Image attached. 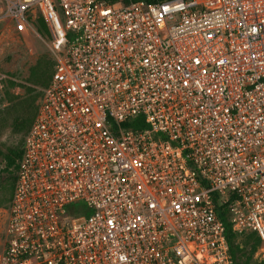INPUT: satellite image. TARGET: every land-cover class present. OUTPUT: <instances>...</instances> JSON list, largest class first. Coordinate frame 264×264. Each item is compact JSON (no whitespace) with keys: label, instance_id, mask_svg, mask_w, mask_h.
<instances>
[{"label":"built area","instance_id":"1","mask_svg":"<svg viewBox=\"0 0 264 264\" xmlns=\"http://www.w3.org/2000/svg\"><path fill=\"white\" fill-rule=\"evenodd\" d=\"M32 12L55 64L0 264H233L220 206L264 243V0H0Z\"/></svg>","mask_w":264,"mask_h":264},{"label":"trees","instance_id":"2","mask_svg":"<svg viewBox=\"0 0 264 264\" xmlns=\"http://www.w3.org/2000/svg\"><path fill=\"white\" fill-rule=\"evenodd\" d=\"M33 22L42 36L51 38L47 25L39 13H36ZM54 64L55 58L52 54L40 56L29 69L26 81L31 85H21V94L11 91L17 84L15 81L7 80L3 97L0 98V134L7 127H11L17 132H28L38 108L36 101L39 92L37 94L35 86L45 87L48 85L54 71ZM23 148L24 144L22 148L9 147L6 150H3L0 146V159L3 164L0 167V207L9 206L10 204L17 178L18 161L23 153ZM69 212L74 213L75 208L71 207ZM219 217L225 226L233 264H253V254L261 244L257 233L255 231H244L242 233L233 231L228 218V211L223 206L219 207ZM262 264H264V259Z\"/></svg>","mask_w":264,"mask_h":264},{"label":"rangeland","instance_id":"3","mask_svg":"<svg viewBox=\"0 0 264 264\" xmlns=\"http://www.w3.org/2000/svg\"><path fill=\"white\" fill-rule=\"evenodd\" d=\"M36 12L28 15L27 24H21L14 20L3 19L0 21V69L4 75L0 80V98L3 97V90L7 80L15 81L17 86L11 91L22 93L23 84L27 83L30 66L36 63L43 55L52 54L50 38L42 36L34 24ZM30 17V18H29ZM54 57V55H53ZM33 86V85H32ZM46 87V86H45ZM44 86H35L38 95L36 104L38 106ZM5 103V102H4ZM27 131L17 132L7 127L0 134V146L3 150L9 147H23ZM3 164L0 159V167ZM8 205L0 207V251L3 246L4 226L6 224ZM264 259V243L254 252L253 264H262Z\"/></svg>","mask_w":264,"mask_h":264}]
</instances>
